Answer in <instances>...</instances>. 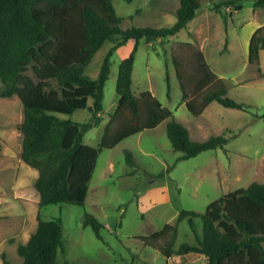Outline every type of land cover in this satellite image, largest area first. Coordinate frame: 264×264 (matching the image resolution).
Segmentation results:
<instances>
[{
	"label": "trees",
	"instance_id": "obj_1",
	"mask_svg": "<svg viewBox=\"0 0 264 264\" xmlns=\"http://www.w3.org/2000/svg\"><path fill=\"white\" fill-rule=\"evenodd\" d=\"M200 1L180 0L176 21L169 27L121 29L122 19L116 15L112 0H0V80L4 86L0 96L16 95L22 104V119L17 124L21 135L19 158L38 172L34 187L40 207L83 206L99 153L164 121L173 151L181 154L176 162L224 148L228 140L219 135L204 141L192 140L187 128L149 90L138 95L132 91L140 41H163L176 35L195 17ZM238 2L229 0L215 7L218 10L235 3L234 8L239 11ZM253 6L264 8V0H253ZM263 31L264 25L256 28L249 40L248 62L252 66L258 67L259 51L264 49ZM129 40L134 41V46L119 63L116 106L108 115L97 146L87 145L84 134L101 121L111 58ZM105 41L113 46L104 55L98 76L92 79L84 70ZM179 45L190 49L188 57L173 54L172 61L182 98L192 115H199L212 101L245 109V103L227 95L224 81L212 73L201 50L189 43ZM89 98L92 109L88 122L78 123L67 117L87 109ZM124 155L126 163L134 167L131 151L125 150ZM169 170L170 166L165 173ZM165 173L150 176L156 180ZM83 218V225L90 226L101 238L104 226L89 212L85 211ZM184 219L195 242H184L175 248L178 224ZM196 219L201 221L200 233ZM61 230L60 217L43 220L38 214L36 228L16 248L20 264H58L57 253L63 252ZM134 239L156 249L165 259L194 252L205 255L206 264H264V183L252 181L247 187L226 193L203 212L182 209L175 222ZM1 259L3 264H12L3 253Z\"/></svg>",
	"mask_w": 264,
	"mask_h": 264
},
{
	"label": "rangeland",
	"instance_id": "obj_2",
	"mask_svg": "<svg viewBox=\"0 0 264 264\" xmlns=\"http://www.w3.org/2000/svg\"><path fill=\"white\" fill-rule=\"evenodd\" d=\"M226 1L229 0H201L196 18L180 33V37L185 36L189 27H193L200 19L211 17L212 25L204 50L207 62L213 70L223 76L224 83L229 89L227 95L245 103L244 110L230 109L214 103L231 112L225 115L214 110L213 117L216 123L212 121L208 126L210 131L219 133V136L228 140L223 151L219 153L220 157L214 155L213 150L202 152L204 154L200 153L201 155L190 159L173 161V156L179 154L164 150L163 142L168 144L165 133L154 138L146 132L143 133L139 144L136 137H131L112 152L108 149L101 151L90 181V201L83 206L49 204L40 207L39 196L34 187L38 172L19 158L21 135L17 130V124L22 119V104L16 95L0 96V264H3L2 253L12 264L21 263L16 248L18 244L27 241L31 231L29 218L32 214L36 216V221L38 214L43 220L60 217L63 252L57 253L58 264H115V262L141 264L139 260L150 264H165V258L156 249L143 246L140 240L133 237L149 235L160 230L165 221L173 215L174 209L203 212L211 202L223 195L221 190L224 188L217 183L215 168L205 173L201 170L209 159L211 161L219 159L213 162V166L218 168H222L224 164L228 166L227 160H230L233 172L239 171V180L232 183L234 186L232 189L247 187L252 181L264 183V76L262 75L264 49L260 51L259 68L248 62V43L254 32V23L264 25V8H255L253 11V0H239L241 5L239 11L235 10V3L216 9L217 3ZM112 4L116 15L122 19L121 29L130 26L161 28L174 24L176 21L174 12L180 0H132L131 2L112 0ZM229 13L233 14L232 17ZM261 36L264 37V31ZM112 46V42H104L85 68L86 76L92 79L98 76L104 55ZM180 46L173 45L171 50L167 41L151 45L142 42L139 45L133 66L132 91L135 95L138 91L150 90L157 95L163 105H166L168 94L171 100L167 105L172 112L176 110L182 91L172 58L173 54L184 58L190 54V49ZM193 46L194 49L199 48L198 45ZM119 47L120 50L117 48V52H114L111 58L110 73L104 86L101 121L83 136V142L90 146H97L102 135V126L116 106L118 96L115 86L118 67L121 55L127 50L125 43ZM132 49L133 47L129 49L127 56ZM186 68H189L188 65ZM52 86L56 88L55 83H52ZM3 89L0 80V92ZM90 108L92 109L91 98L88 99L87 109L76 111L67 117L78 123L88 122L91 115ZM185 112L189 114L188 111ZM183 115V111L177 112L178 117ZM186 116L192 119V115ZM204 118L207 119V116L205 115ZM223 123L227 124L230 130L221 134V125H225ZM157 143L161 145L157 146ZM123 149L131 151L135 162L133 168L126 167ZM141 151L153 152L159 159L156 160ZM108 158L115 164L114 171L111 177L101 180L100 173ZM162 160L167 163L170 161L169 172L165 173L166 170H162ZM125 170H130L134 174L122 178L121 175ZM161 172L165 173L163 178L153 180L151 176L149 177ZM164 183L167 186L166 192L159 191L158 194L169 195L172 200V210L168 209V205L164 206L165 204L153 208L148 205L149 201H140V196L146 190L161 188ZM95 190H99V195H93ZM95 199L98 202L94 203ZM85 211L91 213L105 226L101 230V238L96 237L90 226L83 225ZM176 218V216L171 217V222L168 223L175 222ZM195 223L200 232V219H196ZM184 242L189 244L195 242L187 219L178 224L175 246ZM120 256L126 258V261L119 262ZM191 257L197 259L190 260ZM175 258L177 263L181 264H203L205 255L188 253Z\"/></svg>",
	"mask_w": 264,
	"mask_h": 264
},
{
	"label": "crops",
	"instance_id": "obj_3",
	"mask_svg": "<svg viewBox=\"0 0 264 264\" xmlns=\"http://www.w3.org/2000/svg\"><path fill=\"white\" fill-rule=\"evenodd\" d=\"M237 4H240V2H238ZM219 9H221V7L218 8V10ZM253 11H255V9ZM174 14H175V12H174ZM232 15L229 14L230 17H232ZM195 18H196V15H195V17L191 21H193ZM210 18L211 17L209 16V18L200 19L193 27H189L188 28L189 30H187L185 36L180 37L181 36L180 33H182V31L185 30L186 28L180 30L176 35L169 36V37L165 38L163 41H167V43L169 45V48L171 50H172L173 45H177V44H180V43H189V44H192V45H198V47H199L198 49L201 50V52L203 53L204 59H205L207 65L209 66L210 70L212 71V73L215 74L217 76V78H221L224 81L223 76L220 73H218L217 71L213 70L212 67L210 66V64L207 62L206 55H205V52H204V50L206 49V42H207L208 37H209L208 35L210 34V29H211L210 27L212 25V22H211ZM190 22H188V24ZM188 24L186 25V27H188ZM258 27H260V24L259 23H254V27H253L254 30L253 31H255V29L258 28ZM163 41H159L158 40V41H154V42H146L144 40H141L140 43H139V45L142 42L151 45V44L157 43V42L163 43ZM125 44L127 46V50L125 51V53H123L121 55V60L123 58L127 57V54L129 52V49H131V47L134 46V41L133 40H129ZM118 49H116L115 52H117ZM260 51H259V59H260ZM133 77H134V68H133V72H132V86H133V80H134ZM225 86H226V84H225ZM226 88H227V92H229V89H228L227 86H226ZM142 91H138L137 95L140 92H142ZM150 92L158 99L157 95L153 91H150ZM170 100H171V97H170V95L168 96V94H167V100H166V102L168 103ZM167 103H166V105L165 104L163 105V103H162V105L168 107ZM214 103H217V102H215V101L210 102L205 107V109L201 112V114H199L197 116H194V115H192L188 111V109L186 107V100H183L182 94H181L180 101H179V103H178V105L176 107V110L173 112V116H174L175 119H177V121L181 122L187 128L188 133H189V136H190V138L192 140H195V141H204V140L208 139L212 135H218L219 134V133H214L213 131H210L208 129L209 128L208 126L212 123V121L214 123H216V121L214 120V117H213L214 116L213 115L214 110H216V112H223V114H225V115H227V113L230 114L231 112L225 111L224 108H220L219 106H216ZM222 107H224V106H222ZM184 110L185 111H188L189 114H185L186 112ZM178 111H183L185 116L183 115V117H178L177 116V112ZM186 115H192V119L189 118ZM205 115L207 116V119L204 118ZM100 118H102V115L100 116ZM107 120H108V118H107ZM107 120L104 122V124L102 126V132H103V129H104V126H105ZM223 124H225V123H223ZM190 126H191V128H190ZM229 130H230V127L227 124L221 125V128H220L221 134H224L225 132H227ZM146 132L147 133H150L154 138L157 137L158 135L159 136L162 135L163 133H165V135H166V121L160 123L159 125H157V127H155L152 130H144V131L139 132V133H137V134H135V135H133L131 137H136L137 142L139 144L140 141H141V137H142L143 133H146ZM131 137H128L127 139H129ZM127 139H124L119 144H117L115 147H113L111 149H108V150L110 152L114 151L115 149H117L121 145H123V143L125 141H127ZM98 143H99V141H98ZM163 144L165 146V149L164 150L167 151L168 153H178V152H174L173 151V149H172V147H171V145L169 143V140H168V144H167V142H163ZM159 145H161V144L160 143H157V146H159ZM125 150H128V149H123V151H125ZM212 151L213 150H211V152ZM222 151H223L222 149L218 148V149H215L213 151V153H214V155H216V156L218 155L220 157V154L219 153H221ZM141 152L144 153V154H148V156L154 157L156 160L159 159L158 156H156L153 152H143V151H141ZM101 153L102 152H100L99 155H101ZM178 154L179 155H175L174 154L175 156H173V161L176 160L177 157H179L181 155L180 153H178ZM201 154H204V153H201ZM201 154H199V155H201ZM226 156H227V153H226ZM228 157L230 158L229 155H228ZM228 157H227V159H228ZM214 160L215 161H211L209 159L207 165L206 166L203 165L202 168H201V170H203V172L205 173V172H207V171L209 172L211 169L213 170V168H215L217 183H218V185L220 187H223L224 188V189L221 190V192H223L222 194L224 195L226 193H229V192H231V191L239 188V187H236V188L232 189L234 187L232 183L235 182V181H238L239 180V177H240V174H239V171L238 170H236L235 172H233V170H232V162L230 160H227L228 166H225V164H224V166L222 168H218V167L213 166V162H217V161H219V159L218 160L217 159H214ZM169 163H170V161L167 163L165 160H162L161 161L162 170H166L169 167ZM114 165L115 164L112 162V160L110 158H108L106 160L105 166L102 168V171L100 173V179L101 180L102 179H106L108 177H111V175H112V173L114 171V167H115ZM125 165H126V167L133 168V167L127 165V164H125ZM133 174H134V172H132L130 170H125L121 176H122V178L124 176L125 177L126 176H129L130 177ZM236 174H237V176H236ZM238 174H239V177H238ZM163 177H161V178H163ZM91 179H90V181H91ZM90 181H89V184H88V191H87V196H86V199H85V203L87 201H90ZM166 190H167L166 183H164V185L161 188L158 187V188L146 190V192L144 191L145 193H143L140 196V201H143V202L149 201V204L148 205L150 207H153V208L155 206H162V205L165 204L164 206H167L168 205V209H171L172 210L173 209L172 206H171V201L172 200L169 197V195L168 194H165V195H159L158 194L159 191H161L162 193H164V192H166ZM153 191H155V192L153 193ZM147 192H149V193H147ZM152 193H153V195H152ZM146 194H148L147 197H144ZM93 195H96V196L99 195V190L98 191L95 190V192H93ZM96 202H98L97 199H95L94 203H96ZM178 212L179 211H177L176 209H174V213H173V215H171V217H174V216L177 217ZM170 218L165 221L164 225L166 223H168V222H171L170 221ZM29 224H30V227H31V231L29 232V236H30V234L34 231V229L36 228V225H37L36 216L34 214H32L30 216V218H29ZM104 228H105V226H104ZM29 236H28V238H29ZM28 238H27V240H28ZM143 246H145V245H143ZM178 246H175V248H177ZM190 253H194V252H190ZM196 254H198L199 256L201 255L199 253H196ZM176 256H178V254H174L171 257L165 259V264H178V263L181 264L180 262L177 263L176 258H175ZM125 259L126 258L120 256L119 262L120 261H121V263L122 262H125L126 261ZM195 259H197V257L196 258L195 257H191L190 258V260H195ZM139 261L142 262L141 264H150V263H147L145 261H141V260H139ZM206 262H207V258L205 257V259L203 261V264H206ZM117 263L115 262V264H117ZM127 263L128 264H132V262H127Z\"/></svg>",
	"mask_w": 264,
	"mask_h": 264
},
{
	"label": "bare ground",
	"instance_id": "obj_4",
	"mask_svg": "<svg viewBox=\"0 0 264 264\" xmlns=\"http://www.w3.org/2000/svg\"><path fill=\"white\" fill-rule=\"evenodd\" d=\"M7 165H9V164H7ZM3 172V171H2ZM3 176H4V173L2 174Z\"/></svg>",
	"mask_w": 264,
	"mask_h": 264
},
{
	"label": "built area",
	"instance_id": "obj_5",
	"mask_svg": "<svg viewBox=\"0 0 264 264\" xmlns=\"http://www.w3.org/2000/svg\"><path fill=\"white\" fill-rule=\"evenodd\" d=\"M229 7V6H228ZM231 8V7H230ZM226 9V8H225Z\"/></svg>",
	"mask_w": 264,
	"mask_h": 264
}]
</instances>
